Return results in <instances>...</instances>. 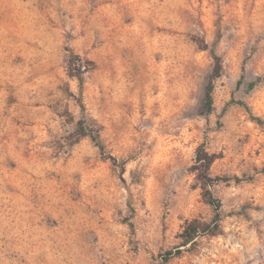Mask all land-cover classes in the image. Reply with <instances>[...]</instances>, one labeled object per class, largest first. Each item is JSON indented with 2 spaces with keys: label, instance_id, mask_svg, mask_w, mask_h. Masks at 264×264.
<instances>
[{
  "label": "rangeland",
  "instance_id": "rangeland-1",
  "mask_svg": "<svg viewBox=\"0 0 264 264\" xmlns=\"http://www.w3.org/2000/svg\"><path fill=\"white\" fill-rule=\"evenodd\" d=\"M253 117L264 0H0V264H264ZM206 190L221 231L181 246Z\"/></svg>",
  "mask_w": 264,
  "mask_h": 264
},
{
  "label": "trees",
  "instance_id": "trees-1",
  "mask_svg": "<svg viewBox=\"0 0 264 264\" xmlns=\"http://www.w3.org/2000/svg\"><path fill=\"white\" fill-rule=\"evenodd\" d=\"M201 48L206 49L207 47L206 45H203V47ZM209 52H210L211 58L213 59V67H212L210 76L207 79L205 90H204L203 108L207 113L213 110L212 93H213V88H214V81L216 78H218L221 75V71H222V63H221L220 57L215 51L213 46L209 48ZM71 58L74 59V56ZM81 81H82V78L80 77V82ZM238 84H240V81H238ZM255 84L256 83L253 81L249 82L247 85L248 89H252L255 86ZM79 94H81V90L79 91ZM238 103L244 104L242 101H238ZM79 104L81 108L84 109L83 103L81 102L80 98H79ZM253 118L257 122H264V120H262L260 117H253ZM75 133L78 137L90 138L92 142L100 146V139L98 135L89 127L85 118H80L76 122ZM261 170L264 171V166L262 167ZM236 179L239 180V178L237 177ZM204 197L207 199L208 203L214 207V210H215L214 217L208 221L202 220L199 218H193L191 221H189L183 227L182 231L178 234V238L181 239L180 241L181 246L192 245L195 242V238L198 235H201V234L216 235V234H219L221 231L220 217L218 213L219 208H220V202L208 190L204 192ZM178 252H180V249L174 248V249L166 250L163 253H160L159 261L157 264H168V261L170 260V258Z\"/></svg>",
  "mask_w": 264,
  "mask_h": 264
}]
</instances>
